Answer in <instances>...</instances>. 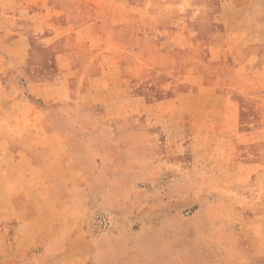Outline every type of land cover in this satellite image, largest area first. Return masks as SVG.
<instances>
[{
    "label": "rangeland",
    "instance_id": "374dc122",
    "mask_svg": "<svg viewBox=\"0 0 264 264\" xmlns=\"http://www.w3.org/2000/svg\"><path fill=\"white\" fill-rule=\"evenodd\" d=\"M264 264V0H0V264Z\"/></svg>",
    "mask_w": 264,
    "mask_h": 264
},
{
    "label": "crops",
    "instance_id": "0c3cea01",
    "mask_svg": "<svg viewBox=\"0 0 264 264\" xmlns=\"http://www.w3.org/2000/svg\"><path fill=\"white\" fill-rule=\"evenodd\" d=\"M100 264H110L109 261H102Z\"/></svg>",
    "mask_w": 264,
    "mask_h": 264
}]
</instances>
